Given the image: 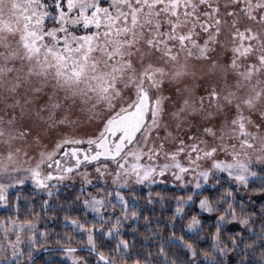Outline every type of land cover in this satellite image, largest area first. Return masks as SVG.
Segmentation results:
<instances>
[{
  "label": "rangeland",
  "instance_id": "1",
  "mask_svg": "<svg viewBox=\"0 0 264 264\" xmlns=\"http://www.w3.org/2000/svg\"><path fill=\"white\" fill-rule=\"evenodd\" d=\"M52 3L80 39L56 52L38 48L35 66L11 47L0 52L10 58L0 61V210L26 186H167L191 190L189 203L214 188L219 174L247 197L252 170L264 169V0ZM41 21H32L33 34ZM142 89L151 108L135 142L118 159L66 172L77 164L71 150L79 149V157L95 151L108 124L134 107ZM85 206L102 205L90 199ZM199 207L211 215L207 199ZM32 230L0 225V254L19 257L23 245L33 244Z\"/></svg>",
  "mask_w": 264,
  "mask_h": 264
},
{
  "label": "trees",
  "instance_id": "2",
  "mask_svg": "<svg viewBox=\"0 0 264 264\" xmlns=\"http://www.w3.org/2000/svg\"><path fill=\"white\" fill-rule=\"evenodd\" d=\"M52 2L12 0L4 6L0 1V52L11 47L18 57L27 55L21 62L35 66L42 54L38 48L56 52L78 39L71 18L58 20ZM38 18L33 34L32 21ZM252 172L247 197L219 174L214 188L206 187L189 203L191 190L167 186L135 191L26 186L8 195L0 225H34L28 235L34 234L33 244L23 245L15 259L0 254V264H75L70 251L77 264H264V169ZM90 199L102 206L87 210ZM201 199H207L211 215L200 210ZM194 222L199 225L191 231Z\"/></svg>",
  "mask_w": 264,
  "mask_h": 264
},
{
  "label": "water",
  "instance_id": "3",
  "mask_svg": "<svg viewBox=\"0 0 264 264\" xmlns=\"http://www.w3.org/2000/svg\"><path fill=\"white\" fill-rule=\"evenodd\" d=\"M151 108V97L147 90L142 89L139 99L134 107L119 116L115 117L107 126L104 136L96 143V151L88 155L82 152V158L77 164L66 168V172H71L79 168L83 162L93 163L99 160L118 159L125 150L135 142L148 122V115ZM114 146L111 142L119 136ZM79 149H72V153H77ZM67 153L65 150L64 154Z\"/></svg>",
  "mask_w": 264,
  "mask_h": 264
},
{
  "label": "flooded vegetation",
  "instance_id": "4",
  "mask_svg": "<svg viewBox=\"0 0 264 264\" xmlns=\"http://www.w3.org/2000/svg\"><path fill=\"white\" fill-rule=\"evenodd\" d=\"M120 137V135L119 136H117L112 142H111V146H114L115 145V143H116V141L118 140V138ZM81 151V150H80ZM96 151V150H95ZM95 151H93V150H91V149H88V151H86L87 152V154L88 155H91L92 153H94ZM79 152V151H78ZM75 153L76 155L74 156V158H75V160H76V162H78V160L79 159H81L82 157H79V153ZM82 153V152H81ZM84 163V162H83ZM59 164V161H57V165Z\"/></svg>",
  "mask_w": 264,
  "mask_h": 264
}]
</instances>
